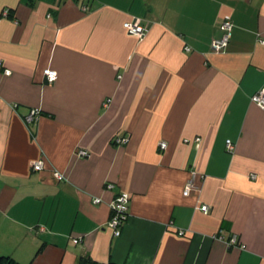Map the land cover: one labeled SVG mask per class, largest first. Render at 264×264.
<instances>
[{"label": "crops", "instance_id": "1", "mask_svg": "<svg viewBox=\"0 0 264 264\" xmlns=\"http://www.w3.org/2000/svg\"><path fill=\"white\" fill-rule=\"evenodd\" d=\"M226 14L228 45L211 52ZM132 17L141 39L122 27ZM260 40L264 0H0V255L264 264V109L250 101L264 90ZM120 191L128 216L113 236ZM232 235L244 248L226 245Z\"/></svg>", "mask_w": 264, "mask_h": 264}, {"label": "built area", "instance_id": "2", "mask_svg": "<svg viewBox=\"0 0 264 264\" xmlns=\"http://www.w3.org/2000/svg\"><path fill=\"white\" fill-rule=\"evenodd\" d=\"M6 13L7 11L4 10L3 14ZM232 26L233 24L231 17L228 14L223 15L217 26L219 34L213 37L210 42L211 52L221 53L225 50L229 42ZM122 27L124 28L127 34L135 36L138 39H141L147 30V26L142 23V19L137 17H132L129 20L124 21L122 23ZM259 42L264 43V41L262 40H260ZM185 50H189L188 47H185ZM0 66H1V62H0ZM3 73L5 75H8L10 71L8 69H3ZM43 73L46 81L48 82H52L56 78V72L52 69L46 68L44 69ZM250 101L255 105H257L258 107L264 109V90L259 89L255 91L250 96ZM38 114H39L38 109H31L29 113L24 117V121L26 123L32 122L35 120ZM126 140H127L126 137H119V136H117L114 139V141L117 143H123ZM195 140H198V138H196ZM159 146L160 148H164L166 144L164 142H160ZM225 146L228 152H233L234 144L230 140H227L225 142ZM88 154H89L88 151L85 149L79 148L76 150V155L80 157L88 156ZM30 166L33 171H39L43 169V162L41 159H37L32 161ZM52 173L56 178V180L58 181L65 180V177L61 172L54 170ZM190 173L191 176L193 177L195 172L190 171ZM250 177L255 178V175L252 174L250 175ZM106 187L112 189L114 187V184L110 182L106 183ZM194 189H196V186L194 184V181L190 178L183 186L182 195L187 196ZM92 200L94 203L100 202L99 198H93ZM128 200H129V194L125 191H120L116 193L108 203L110 216L106 222V227L110 230L113 236H119L120 227L125 222L128 216V212H127ZM197 208L203 213H207L209 209L208 206L205 204H201ZM182 233H183L182 231H178V234H182ZM73 242L74 243L78 242V239H73ZM226 245L228 247L233 246V247H238L240 249L244 248V245L239 243L236 236L234 235H232L226 240Z\"/></svg>", "mask_w": 264, "mask_h": 264}, {"label": "trees", "instance_id": "3", "mask_svg": "<svg viewBox=\"0 0 264 264\" xmlns=\"http://www.w3.org/2000/svg\"><path fill=\"white\" fill-rule=\"evenodd\" d=\"M42 246H40L37 249V252H39L41 250ZM0 264H21L18 261H16L13 257L9 256V255H0ZM77 264H114L111 262H107V263H100L97 262L95 260H92L89 256H80L77 260Z\"/></svg>", "mask_w": 264, "mask_h": 264}]
</instances>
